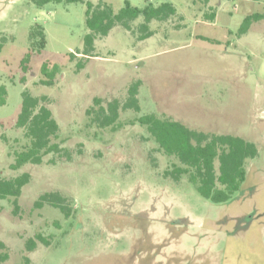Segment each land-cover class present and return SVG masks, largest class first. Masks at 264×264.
Instances as JSON below:
<instances>
[{"label":"rangeland","instance_id":"obj_1","mask_svg":"<svg viewBox=\"0 0 264 264\" xmlns=\"http://www.w3.org/2000/svg\"><path fill=\"white\" fill-rule=\"evenodd\" d=\"M88 1L115 12L126 1L169 2L176 13L152 20L142 40V16L130 22L133 31L116 25L84 55L76 48L85 3L0 0V177L30 176L16 207L0 199V250L8 254L1 264H264V18L237 34L246 15L264 14V0ZM34 24L44 29L45 48L23 69ZM44 61L59 67L51 85L41 83ZM137 80L139 112L119 107L116 130L90 122L95 98L123 104ZM23 91L50 108L62 150L12 169L14 151L27 142L15 126ZM144 113L254 142L258 155L247 161L240 190L215 204L185 177H165L172 159L134 121ZM45 192L65 198L68 217L36 207Z\"/></svg>","mask_w":264,"mask_h":264},{"label":"trees","instance_id":"obj_2","mask_svg":"<svg viewBox=\"0 0 264 264\" xmlns=\"http://www.w3.org/2000/svg\"><path fill=\"white\" fill-rule=\"evenodd\" d=\"M49 1L85 3L84 23L86 32L82 37L81 46L76 48L77 53L84 55H91L94 50L95 39L98 36H106L116 25L133 31L130 22L142 16L140 34L137 37L142 40L152 35L148 28V24L152 20L165 21L176 13L175 7L169 2L158 5L148 3L142 7H136L126 1L115 12L111 6L103 2L93 4L88 0H34L38 6ZM211 15L213 16V13ZM263 18L264 14L258 12L246 15L237 34L241 35L247 32L252 22ZM200 38L211 43H220L218 40L204 36H200ZM28 42V50L21 59L23 69H27L26 65L31 60L33 53H40L45 48V33L41 25L34 24L31 26ZM1 45L0 43V48ZM69 55L72 57L74 53L69 52ZM80 66L79 64L78 67ZM58 71L57 64L49 66V63L44 61L41 65V73L44 76L41 83L51 85ZM139 85V80L130 85L128 97L123 104H120L118 100H113L104 106L99 98H95L93 106L86 110L90 122L98 127L118 129L120 126L117 122L119 107L132 109L135 112L140 111L137 98ZM5 95L4 86H0V105H4ZM21 97V106L15 120V126L23 130L27 142L22 149L14 151V159L10 164L12 169H18L26 163L39 164L48 153H60L62 150L56 140L59 126L50 108L40 104L43 99L40 100L31 96L26 91L22 92ZM134 121L144 126L148 137L153 139L158 149L172 159L170 166L163 172L164 176L170 177L175 182L185 177L201 197L215 204L228 201L240 190L245 180L247 161L258 155L255 143L239 135L205 133L191 129L178 120L161 117L155 113L138 115ZM29 178L27 172L11 178L0 177V199H11L16 207L17 198L23 186L28 183ZM65 201V198L57 192H45L39 196L35 205L42 207L45 203L49 204L59 209L64 217H68L70 206ZM36 237L45 245L49 244L42 235L37 234ZM30 241L27 242L28 249H32L35 245V240ZM7 258L8 254L0 250V264Z\"/></svg>","mask_w":264,"mask_h":264}]
</instances>
